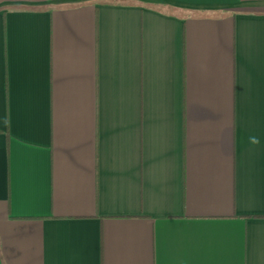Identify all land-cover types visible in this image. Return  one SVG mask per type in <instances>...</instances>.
Returning <instances> with one entry per match:
<instances>
[{
	"label": "crops",
	"instance_id": "1",
	"mask_svg": "<svg viewBox=\"0 0 264 264\" xmlns=\"http://www.w3.org/2000/svg\"><path fill=\"white\" fill-rule=\"evenodd\" d=\"M0 264H264V0H0Z\"/></svg>",
	"mask_w": 264,
	"mask_h": 264
}]
</instances>
